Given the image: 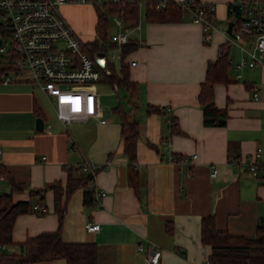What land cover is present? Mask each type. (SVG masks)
Wrapping results in <instances>:
<instances>
[{
    "label": "crops",
    "instance_id": "obj_1",
    "mask_svg": "<svg viewBox=\"0 0 264 264\" xmlns=\"http://www.w3.org/2000/svg\"><path fill=\"white\" fill-rule=\"evenodd\" d=\"M205 1L216 4L219 26L209 42L201 24L189 16L170 22H149L144 16L141 28L131 32L138 45L124 61L130 78L138 82L130 108L141 125L136 163L139 193L128 180L121 113L103 105L97 84L102 116L64 124L57 116L59 122H47L50 110L45 99L49 96L44 91L29 82L4 83L0 75L1 164L26 186L14 193V200H31L33 205L44 203L46 207L44 214L35 209L17 216L13 226L16 243L2 247L5 251L17 253L19 242L57 229L53 190L48 188L41 202L43 195L31 196L29 190L53 180L65 185L69 172L78 176V167L85 162L98 165L95 180L105 194L97 205H87L84 188L76 189L67 201L62 234L68 242H96L98 264H149L141 244L145 249L160 248L161 264H198L211 254V246L201 240V220L208 215L215 216L220 229L255 235L264 216V64L238 68L235 63L242 53L231 45V81L215 84V102L227 109L228 116L220 125H205L198 99L201 83L208 61L217 57L224 44H230L223 28L234 18L230 5L240 0ZM71 4L76 2L63 3L61 12L62 6L69 10ZM96 23L97 14L94 27ZM120 66L113 63L115 78ZM114 80L109 79L112 84ZM119 89L118 85L115 92L121 101ZM148 104L161 110L147 111ZM35 105L43 111V130L36 128ZM174 118L177 129L172 127ZM258 147L262 155L255 176L247 157ZM193 153L198 154L193 164L169 159ZM0 183L9 189L1 176ZM89 220L99 222L100 229L88 230Z\"/></svg>",
    "mask_w": 264,
    "mask_h": 264
},
{
    "label": "built area",
    "instance_id": "obj_2",
    "mask_svg": "<svg viewBox=\"0 0 264 264\" xmlns=\"http://www.w3.org/2000/svg\"><path fill=\"white\" fill-rule=\"evenodd\" d=\"M124 0H0V75L2 82H30L45 92L52 100L56 116L64 124L86 121L92 117L102 116V106L99 104L96 84L103 77L110 76L114 70L113 60L109 58L111 51L118 50L122 58L123 45L131 38L134 29H140L145 16L146 0H125L136 2L138 6V22L132 27H126L122 14H112L110 19L117 31L108 33L103 49L92 50L88 42L75 31L61 12L65 2L93 3L104 5ZM170 0H160L159 7H164ZM178 3L190 18L201 24L203 37L209 42L213 30L218 26L216 4L205 0H173ZM240 19L234 23L231 32L228 24L223 31L228 34V40L241 51L240 59L235 63L238 68L254 67L264 64V0H240ZM234 17L235 8H231ZM236 19L233 18V20ZM13 37L10 45H6L5 34ZM93 40H91L92 42ZM136 61L133 60L132 64ZM117 77L122 72H116ZM240 74H238V77ZM117 90L118 83L113 81ZM256 98L258 92L254 93ZM169 145V140H166ZM3 150L0 147V164ZM262 148L258 147L248 158V166L252 174L258 175V166ZM197 153L171 155L170 160H179L193 164ZM80 170L92 173L94 178L90 187L94 189L98 199L105 191L96 184L98 165L95 162H85ZM217 168L213 169V174ZM35 209L45 210L46 207L34 204ZM101 224L87 221L88 230L96 231ZM149 264H161L162 250L156 245L145 249ZM27 264V263H23ZM198 264H214L210 257L204 258Z\"/></svg>",
    "mask_w": 264,
    "mask_h": 264
},
{
    "label": "trees",
    "instance_id": "obj_3",
    "mask_svg": "<svg viewBox=\"0 0 264 264\" xmlns=\"http://www.w3.org/2000/svg\"><path fill=\"white\" fill-rule=\"evenodd\" d=\"M159 1L146 0V21H181L185 19V16H189L175 1H168L164 7L158 6ZM93 5L97 13L95 30L99 37L92 42H88V46L92 50L105 48L103 44L108 38L111 23L110 15L122 14L126 27H132L138 22V6L136 2L124 0L104 5ZM234 6L235 4H231L230 9ZM230 13L232 15V10ZM239 21L240 19H236L235 24L237 25ZM137 45L138 42L133 38L123 45V61L120 66L122 76L115 78L114 70L110 74L113 79L118 81L119 87L126 91L131 105L133 104L134 97L137 95L138 82L130 78L129 66L124 60ZM231 45V43L224 44L217 57L209 60L207 64L206 77L201 83V90L198 95L199 102L203 107L205 125H220V119L224 118L225 120L228 116L227 109L220 108L215 102V84L231 81L229 76L231 68ZM34 109L37 116H43V111L38 105H35ZM113 110L121 113L123 152L129 158V184L139 193L140 179L136 163L141 125L138 119L132 114V108L125 110L122 108V104H120L113 107ZM160 110V106L154 104L147 105V111L159 112ZM177 125L178 122L174 118L172 127L177 129ZM98 168L96 171H98ZM78 169L80 170L79 167ZM0 176L2 181L6 182L9 186V189H0V264H16L17 262L23 264L59 258L64 259L66 264H98L99 253L96 242H68L64 240L62 234L67 201L76 189L79 187L84 188L85 204L97 205L99 203L94 189L90 187V182L94 178L91 172L86 173L81 171L78 176H73L69 172L65 185L61 180H53L42 188H31L29 190L31 196L43 195V197H40V202L43 200L48 188L53 190L55 198L54 209L58 215L59 224L55 230L42 231L34 236L28 237L24 242H19V252L17 253L7 252L2 247L16 243L13 238V226L17 216L22 213L31 212L35 208L31 200H14V193L24 190L26 186L18 182L11 171L3 164H0ZM40 205L45 206L44 203H40ZM36 211L44 214L46 209H36ZM168 229H171V223ZM201 240L203 243L211 246L210 258L214 264H264V216L259 220L254 236L234 234L228 230L220 229L217 227L214 215L204 216L201 220Z\"/></svg>",
    "mask_w": 264,
    "mask_h": 264
},
{
    "label": "rangeland",
    "instance_id": "obj_4",
    "mask_svg": "<svg viewBox=\"0 0 264 264\" xmlns=\"http://www.w3.org/2000/svg\"><path fill=\"white\" fill-rule=\"evenodd\" d=\"M62 12L64 13L65 18L72 25V27H74V29L79 32L83 40L91 41L99 37L94 27V21L96 20V14H97L94 5H88L86 3L71 4L69 6V10H66L64 6H62ZM79 30H83V31H79ZM115 31H117V27L111 22L109 33ZM5 38H6L5 44L7 46L10 45L13 39L11 34L6 33ZM118 54H119L118 50L111 51L109 53V58L114 61V63L117 65V68L119 69V66L121 64V58L118 57ZM110 78L111 76L103 77L102 81L97 83L98 91L101 95L103 105L111 110V108H113L114 106H118L122 104V108H124L125 110H129L131 107V103L129 102V97L126 94V91L123 88L119 89V94L121 96V101H119V96L117 92H115L112 82L109 81ZM103 79H107V80H103ZM37 90L40 91L41 89H37ZM45 105L47 109L50 110L47 117V122L53 120L59 122V120L56 118L55 108L50 98L45 99ZM247 159L249 160L248 157Z\"/></svg>",
    "mask_w": 264,
    "mask_h": 264
},
{
    "label": "water",
    "instance_id": "obj_5",
    "mask_svg": "<svg viewBox=\"0 0 264 264\" xmlns=\"http://www.w3.org/2000/svg\"><path fill=\"white\" fill-rule=\"evenodd\" d=\"M234 8H235L234 18L236 19V18H239V16H240L241 4L240 3H236ZM234 23H235V20H233V19L228 23V27H229L228 31L229 32H231ZM222 122H224V118L220 119V123H222ZM36 128L38 130H43L45 128V119H44L43 116H38L36 118ZM4 187H5L4 184L0 183V189H3Z\"/></svg>",
    "mask_w": 264,
    "mask_h": 264
}]
</instances>
